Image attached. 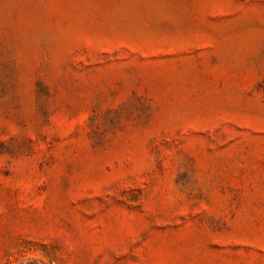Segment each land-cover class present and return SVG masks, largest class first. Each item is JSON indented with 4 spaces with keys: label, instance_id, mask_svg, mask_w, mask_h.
Returning <instances> with one entry per match:
<instances>
[{
    "label": "rangeland",
    "instance_id": "rangeland-1",
    "mask_svg": "<svg viewBox=\"0 0 264 264\" xmlns=\"http://www.w3.org/2000/svg\"><path fill=\"white\" fill-rule=\"evenodd\" d=\"M0 264H264V0H0Z\"/></svg>",
    "mask_w": 264,
    "mask_h": 264
}]
</instances>
